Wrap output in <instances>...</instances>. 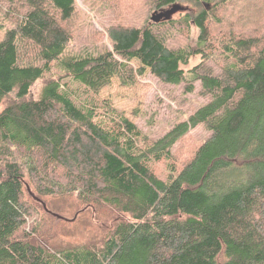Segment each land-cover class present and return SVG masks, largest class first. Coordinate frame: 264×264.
<instances>
[{
	"label": "trees",
	"instance_id": "16d2710c",
	"mask_svg": "<svg viewBox=\"0 0 264 264\" xmlns=\"http://www.w3.org/2000/svg\"><path fill=\"white\" fill-rule=\"evenodd\" d=\"M98 1L121 19L179 0ZM192 1V16L112 21V48L74 51L77 0H0L13 24L0 39V264H264V26L247 25L264 0ZM148 69L207 98L157 139L99 96ZM199 126L208 137L179 161L177 142ZM68 195L97 209L99 227L60 245L54 219L75 220L49 199Z\"/></svg>",
	"mask_w": 264,
	"mask_h": 264
},
{
	"label": "rangeland",
	"instance_id": "374dc122",
	"mask_svg": "<svg viewBox=\"0 0 264 264\" xmlns=\"http://www.w3.org/2000/svg\"><path fill=\"white\" fill-rule=\"evenodd\" d=\"M130 1V0H129ZM78 11L76 22L80 27L78 33L73 36L70 49L77 51L82 48L94 47L102 49L107 46L112 48L109 37V24L117 21L123 24L143 25L145 22H151L154 13H160L175 6H179L171 14L175 20H180L186 15L192 16L201 6L192 0H179L176 4L164 9H150V6L142 5L130 6V9L121 19H114L112 14L108 13V5L98 0H77ZM240 3H236L230 8L222 9L217 14L232 18L239 9ZM2 24V25H1ZM193 24V23H192ZM254 29H260L264 26V17L258 18L247 24ZM0 39L4 38L7 28L13 24L2 20L0 11ZM192 37L189 42L194 43L198 29L193 25L191 27ZM200 61V56H194L189 65L185 68H191ZM135 67L141 64L137 59H133ZM43 81V80H42ZM42 81H37L32 86L31 94L34 97L39 95ZM99 96L111 102L116 108L123 111L124 114L136 123L150 139H157L164 135L177 122L187 120L189 115L198 107L203 105L207 98L201 95V86L197 82L192 91H187L185 83L167 84L153 75L148 69L144 75H137L136 82L133 85H127L114 77L111 83L102 88ZM84 100V96H81ZM209 132L199 126L191 129L181 140L177 142L175 154L179 161L188 159L192 156L197 147L208 137ZM165 170L164 163L156 164L155 171L162 177ZM49 202L57 209L59 214L65 219L75 221H65L63 219H54V237L55 242L62 245L78 244L96 237L98 233L99 215L97 209L86 206L79 201L76 196L68 195L63 197H53ZM82 208H88L84 213H80ZM96 218V219H95Z\"/></svg>",
	"mask_w": 264,
	"mask_h": 264
},
{
	"label": "water",
	"instance_id": "95a60500",
	"mask_svg": "<svg viewBox=\"0 0 264 264\" xmlns=\"http://www.w3.org/2000/svg\"><path fill=\"white\" fill-rule=\"evenodd\" d=\"M177 7H179V6H175L172 9H169V10H166V11H163V12H160V13H154L152 15V20L155 21V22H159L160 19L163 18V17L170 18L171 14L176 10Z\"/></svg>",
	"mask_w": 264,
	"mask_h": 264
}]
</instances>
